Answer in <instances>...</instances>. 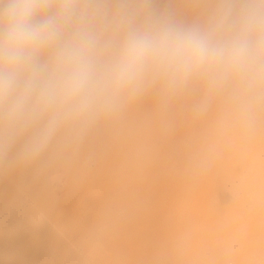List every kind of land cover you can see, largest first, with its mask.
I'll list each match as a JSON object with an SVG mask.
<instances>
[{
	"label": "bare ground",
	"instance_id": "bare-ground-1",
	"mask_svg": "<svg viewBox=\"0 0 264 264\" xmlns=\"http://www.w3.org/2000/svg\"><path fill=\"white\" fill-rule=\"evenodd\" d=\"M105 2L111 7L116 0ZM129 2L139 7L144 0ZM223 2L148 0L149 8L139 19L151 13L166 15L180 26H207ZM222 79L212 72L193 71L173 81L150 70L139 90L124 93L115 108L86 124L63 127L37 160L11 165L0 160V264H39L37 257L45 254L51 257L45 264H210L220 232L228 227L223 204L207 194L217 207L214 224L209 212L203 219L182 216L174 177L183 173L205 184L209 177L219 184L212 170L222 173L225 164L220 158L213 162L212 156L231 154L228 141L217 134L219 110L229 104L248 114L257 127L262 123L264 141V93L259 83L248 87L235 78L224 83ZM213 82L217 113L208 121L215 132L200 135L192 127V110L210 103ZM248 98L261 105H247ZM181 136L186 147L176 143ZM260 150L258 141L256 151ZM173 154L180 157L183 170L180 165L172 170ZM185 160L195 164L185 165ZM59 179L65 182L61 196L53 189ZM247 215L249 234L264 228V203ZM233 228L240 240L248 237L241 224ZM17 256L26 258L14 263Z\"/></svg>",
	"mask_w": 264,
	"mask_h": 264
},
{
	"label": "clouds",
	"instance_id": "clouds-1",
	"mask_svg": "<svg viewBox=\"0 0 264 264\" xmlns=\"http://www.w3.org/2000/svg\"><path fill=\"white\" fill-rule=\"evenodd\" d=\"M148 8L0 0V160H37L63 127L115 108L150 70L173 81L204 71L264 82V0H225L207 26L151 13L141 21Z\"/></svg>",
	"mask_w": 264,
	"mask_h": 264
},
{
	"label": "rangeland",
	"instance_id": "rangeland-1",
	"mask_svg": "<svg viewBox=\"0 0 264 264\" xmlns=\"http://www.w3.org/2000/svg\"><path fill=\"white\" fill-rule=\"evenodd\" d=\"M225 81L226 79L223 78L221 83ZM212 85L213 87L210 90L211 94L209 93L208 96L210 103L192 110V127L196 133L200 135H213L215 132V127L208 121V118L211 120L213 114L217 113V109L214 108V103L218 98V91L216 90L217 82H213ZM258 88L264 93V82H259ZM199 97L200 96H198V98ZM246 104L252 107L261 105L260 102L255 103L252 98H248ZM196 111H198V114H196ZM219 112V117H217V119H219L217 134L223 136L228 141V146L231 149V154L212 156L213 162L220 158L223 159L225 164L222 173L221 170H212L213 180L218 178L219 184H214L209 177H207V184H205L197 177L191 178L183 173L177 174L174 177L180 196V202L177 207L182 216L188 215L189 217L195 216L198 218L201 216L203 219L206 212H209L211 215L210 221L214 224L217 216L212 217V215L217 214V207L210 204V196H208L209 194H214L215 196L213 198L215 201L223 204L222 211L227 218L228 227L220 232V241L216 247L214 246L218 251L214 248L210 264H215L216 261L220 264H230L232 261H234L235 264H264V237L261 236L264 233V228L258 227V233L249 234V226L245 224L246 219L248 220L250 216L247 214H252L261 203H264V141L263 134L261 133L262 123L257 127L255 121L250 118L248 114L239 111L236 106L231 104H229L226 109L219 110ZM199 113L205 118V121L201 120ZM198 121L199 124H197ZM257 140L259 141V145L263 147V150L256 151L258 150ZM176 143L180 147H186L188 142L181 136L176 139ZM213 143H216V139L213 140ZM170 160L174 164L172 170L179 168V165L181 166V159L177 155L173 154L170 156ZM184 164L192 166L195 163L185 160ZM183 169L182 167V170ZM53 184L56 195H63L65 191L64 180L59 179ZM167 195L170 201L174 200L169 192H167ZM239 203L245 207L243 208L244 211L241 209ZM240 215L242 217H240ZM244 218L245 221H243ZM235 224H241L242 230L248 235L247 238L243 237V240H240L233 228ZM54 225L55 224H53V226ZM54 227L57 228L56 225ZM259 232L262 233L260 234ZM225 244H227L226 247L224 246ZM151 253H157V251L152 249ZM32 256L33 254L27 256V258L31 259ZM25 258L26 256H17L14 259V263ZM37 259H40L39 264H45V262L49 263L51 257L45 254L39 255Z\"/></svg>",
	"mask_w": 264,
	"mask_h": 264
}]
</instances>
